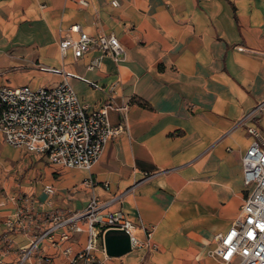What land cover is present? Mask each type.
Listing matches in <instances>:
<instances>
[{"label": "crops", "instance_id": "1", "mask_svg": "<svg viewBox=\"0 0 264 264\" xmlns=\"http://www.w3.org/2000/svg\"><path fill=\"white\" fill-rule=\"evenodd\" d=\"M86 1L0 0V86L57 84L62 76L39 69L52 66L104 87L69 79L84 102L101 106L112 97L128 106V132L105 146L90 171L51 165L10 146L0 131V264L17 263L21 248L48 226L44 213L80 212L93 194L125 190L115 208L151 227L164 264H223L208 252L251 189L242 158L252 138L235 125L260 104L255 122L264 135V0ZM73 24L114 34L125 60L105 56L89 70L98 51L62 57L59 42ZM122 119L109 112L112 124ZM46 186L56 189L51 203ZM20 210L33 220L7 229Z\"/></svg>", "mask_w": 264, "mask_h": 264}, {"label": "built area", "instance_id": "2", "mask_svg": "<svg viewBox=\"0 0 264 264\" xmlns=\"http://www.w3.org/2000/svg\"><path fill=\"white\" fill-rule=\"evenodd\" d=\"M79 3L88 5L86 0ZM112 5L118 6V2L113 0ZM59 49L62 57L71 52L75 59L98 51L87 65L89 70L100 68L105 56L121 63L127 54L114 34L91 35L79 24L69 27L59 42ZM39 69L63 79L57 84L39 87L0 86V131L5 142L26 153L37 154L51 165L90 171L105 146L128 132V106H117L112 97L101 106H92L80 99L69 79H79L94 89L103 90L100 83L64 68L40 65ZM262 105L245 114L235 125L252 138L242 158L244 183L251 189L230 228L215 235L216 246L208 252L223 264H264V135L255 122ZM113 110L122 115L118 124L109 120V112ZM104 189H110L108 182H104ZM44 190L49 195V203L53 202L56 189L46 186ZM128 191L107 198L93 194L80 212L44 213L48 226L21 248L16 264H41V257L48 264H102L111 259L104 248V235L110 229L125 231L130 236L132 251L157 249L151 227L132 222L121 209L115 208ZM32 217L20 210L14 218L6 219L5 226L7 229L24 226L23 220L31 221ZM56 233L58 236L53 237ZM78 235H83V240ZM100 239L102 248L98 247ZM75 243L80 245L78 250L74 249ZM48 248L53 251L49 252ZM56 259L64 262L57 263Z\"/></svg>", "mask_w": 264, "mask_h": 264}, {"label": "water", "instance_id": "3", "mask_svg": "<svg viewBox=\"0 0 264 264\" xmlns=\"http://www.w3.org/2000/svg\"><path fill=\"white\" fill-rule=\"evenodd\" d=\"M104 248L109 257H122L132 251L130 236L123 230L110 229L104 235Z\"/></svg>", "mask_w": 264, "mask_h": 264}, {"label": "rangeland", "instance_id": "4", "mask_svg": "<svg viewBox=\"0 0 264 264\" xmlns=\"http://www.w3.org/2000/svg\"><path fill=\"white\" fill-rule=\"evenodd\" d=\"M102 240L98 242V247L102 248ZM103 259L104 256L99 254ZM131 257V258H130ZM57 263H62L64 260L56 259ZM102 264H164L160 256L158 255V248L153 251L146 249H135L132 255L119 258H111L104 261Z\"/></svg>", "mask_w": 264, "mask_h": 264}, {"label": "trees", "instance_id": "5", "mask_svg": "<svg viewBox=\"0 0 264 264\" xmlns=\"http://www.w3.org/2000/svg\"><path fill=\"white\" fill-rule=\"evenodd\" d=\"M142 106H146V102L142 101V100H137Z\"/></svg>", "mask_w": 264, "mask_h": 264}]
</instances>
